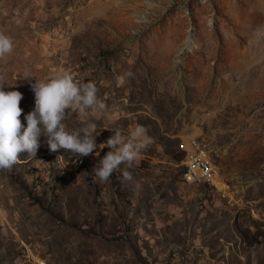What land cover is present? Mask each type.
Masks as SVG:
<instances>
[{
    "label": "rangeland",
    "instance_id": "obj_1",
    "mask_svg": "<svg viewBox=\"0 0 264 264\" xmlns=\"http://www.w3.org/2000/svg\"><path fill=\"white\" fill-rule=\"evenodd\" d=\"M0 34L22 125L34 79L68 72L106 104L97 144L136 125L153 138L105 182L107 146L75 157L41 135L19 153L0 169V264H264V0H0ZM190 138L221 190L182 183Z\"/></svg>",
    "mask_w": 264,
    "mask_h": 264
},
{
    "label": "clouds",
    "instance_id": "obj_2",
    "mask_svg": "<svg viewBox=\"0 0 264 264\" xmlns=\"http://www.w3.org/2000/svg\"><path fill=\"white\" fill-rule=\"evenodd\" d=\"M13 42L7 35L0 34V57L11 53ZM30 76L25 75L24 78ZM34 93V107L24 113L25 124L19 119L23 109L19 107L22 93L17 90L0 88V169H10L17 162L21 152L31 157L40 144V136L46 138L50 151L64 149L75 155H99L94 149L109 147L104 156L93 168L95 177L105 182L121 164L129 167L140 153L153 143V138L142 125H136L125 134L120 129H110L112 135L97 144L99 134L94 122L104 115L105 102L97 96V87L92 81L80 80L68 72H62L46 80L31 83ZM77 115L84 126L67 131L63 123L68 111ZM102 129V128H101ZM107 129V128H105ZM124 179L130 180L131 174L123 172Z\"/></svg>",
    "mask_w": 264,
    "mask_h": 264
},
{
    "label": "built area",
    "instance_id": "obj_3",
    "mask_svg": "<svg viewBox=\"0 0 264 264\" xmlns=\"http://www.w3.org/2000/svg\"><path fill=\"white\" fill-rule=\"evenodd\" d=\"M180 149L184 155L181 171V175L186 176L184 185L203 183L202 178L211 177V184L208 186L216 190L222 189L223 175H218L217 166L202 164V144L198 140L190 138L186 144H180Z\"/></svg>",
    "mask_w": 264,
    "mask_h": 264
},
{
    "label": "bare ground",
    "instance_id": "obj_4",
    "mask_svg": "<svg viewBox=\"0 0 264 264\" xmlns=\"http://www.w3.org/2000/svg\"><path fill=\"white\" fill-rule=\"evenodd\" d=\"M263 8V7H262ZM191 40V38H190ZM187 41V45L190 46V48H192V44L196 41V40H191V41ZM184 48V47H183ZM189 48V49H190ZM186 50V49H185ZM180 52V51H179ZM202 164L203 165H213V163L211 161H209V159L204 155V152H203V148H202ZM214 166V165H213ZM218 175H222V172L220 169H218ZM203 179V183L204 184H208L210 185L211 184V177H204L202 178ZM181 181L182 183H186V176L185 175H181ZM195 184H198V183H192V185H195Z\"/></svg>",
    "mask_w": 264,
    "mask_h": 264
}]
</instances>
